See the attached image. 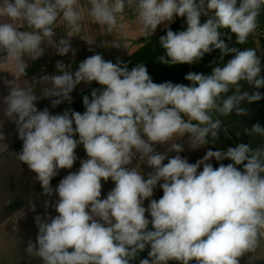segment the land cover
<instances>
[{
	"label": "clouds",
	"instance_id": "9594fccd",
	"mask_svg": "<svg viewBox=\"0 0 264 264\" xmlns=\"http://www.w3.org/2000/svg\"><path fill=\"white\" fill-rule=\"evenodd\" d=\"M262 10L264 0H0V62L15 69L14 79L0 77L8 89L0 115L15 124L23 142L17 159L35 174L42 195L58 197L44 204L57 215L35 217L38 234L35 243L28 241L29 255L42 264H240L257 251L264 239V147L209 148L195 163L180 153L185 145L215 146L221 131L229 134L221 117L245 116V103L264 98L258 91L264 88L261 56L222 38L230 41L224 31L230 30L237 44H245ZM128 16L148 40L158 26L185 18V30L169 28L160 37L164 54L158 63L191 65L214 50L220 62L209 74L189 72L188 85L157 84L143 63L129 70L97 53L75 68L58 61L55 74L33 76L22 86L30 61L50 49L75 57L71 40L77 36L92 51L97 40L86 35L87 27L112 34ZM99 46L126 48L121 40ZM92 82L102 87L83 96V113L36 107L42 99H51L53 108L71 102L78 85ZM242 82L257 91H242ZM241 133L264 137V127L256 123L236 135ZM81 145L87 158L53 189L51 180L60 169L73 168ZM213 159L232 163L214 168ZM135 162L150 171L138 170ZM109 179L115 186L102 198L101 181ZM157 186L163 191L158 200L152 198ZM29 207L35 211L31 201ZM145 250L147 257L139 259Z\"/></svg>",
	"mask_w": 264,
	"mask_h": 264
},
{
	"label": "crops",
	"instance_id": "0c3cea01",
	"mask_svg": "<svg viewBox=\"0 0 264 264\" xmlns=\"http://www.w3.org/2000/svg\"><path fill=\"white\" fill-rule=\"evenodd\" d=\"M120 20L123 24V29L112 34L104 32L102 28L94 24L85 29L86 35L91 36L97 40L96 45L92 46V51L89 50V45L77 36L73 37L71 40L73 48L77 49L75 57H73L71 52L65 56H59L54 54V52L50 49L42 58L34 62L30 61L29 67L26 69L27 76L21 82L22 86H28L29 80L33 76L39 77L43 74H55L56 63L58 61L64 62L65 64H72V67L75 68L76 65L82 62L84 59L97 53L101 54L105 60L112 61L113 63H116L117 59L124 61L129 55L145 45L152 37L158 35L161 31L169 26L168 25L167 27H165V25L163 24L158 26L155 34L152 35L148 40V38H146L140 31L139 26L134 22V19L131 16H128L127 18H120ZM111 40L123 41V43L126 45V48L121 47L119 49H116L104 48L103 46H99L102 41ZM14 72L15 69L10 63L0 62V77L7 76L9 80H12L14 79V77L10 73ZM97 84L98 83L96 82H92L91 85H86L84 83L78 85L70 94L71 102L64 101L63 103L53 108L51 105V99H42L37 102L36 107L41 111L45 108H48L51 114H63V112L66 109L71 108L84 93H89ZM7 94L8 89L4 86L2 80H0V98L6 96ZM0 130H2L5 135V139L3 141H0V176L2 178H6L12 174L10 172H15V175L13 176L16 177L14 187L9 188L7 183L6 187L0 191V194L10 193L12 195H15L14 199H16L17 201L19 199L14 214L19 215L17 219L19 223L29 224L30 215H28L27 213L30 210L29 201L35 204V206L42 208V206L44 207L47 197L42 195L43 189L40 183L36 181L35 174L28 169L26 164H23L17 159L16 154L22 150L23 142L18 138L15 124L9 120H5L2 115H0ZM75 151L78 159L75 161L73 168L59 170V173L55 177V180L51 182L53 189H55L60 180L63 179L67 174H69V172L78 171L80 167V159L87 158L86 152L83 149L82 145L78 146ZM214 160L215 159L210 162L213 164ZM135 163L138 170L142 168L145 172H147V167L142 165L143 162ZM160 191L161 189L158 186L154 190V195H156ZM35 192L38 193L36 196H34ZM1 199L2 197L0 195V209H2L7 203H3ZM10 199L11 198H9V200ZM153 199H156V197H153ZM148 203V201H145L144 206L147 207ZM43 209L46 208L44 207ZM21 210H23L24 212V215L22 216L20 212ZM5 237L6 236L0 237V241H3Z\"/></svg>",
	"mask_w": 264,
	"mask_h": 264
},
{
	"label": "rangeland",
	"instance_id": "374dc122",
	"mask_svg": "<svg viewBox=\"0 0 264 264\" xmlns=\"http://www.w3.org/2000/svg\"><path fill=\"white\" fill-rule=\"evenodd\" d=\"M226 31L230 32V30H226ZM259 35H264V27L263 29H256V31L248 37V40L245 44L242 45L237 44L235 34H232L230 41L225 39V42L228 43L230 47H237L240 48L241 50L246 48L255 49L258 53V56H261V63H262L261 75L264 76V55L262 53L261 46L259 44ZM231 58H232V54L225 56L224 62L226 63ZM213 62L217 64L220 62L219 50H214L210 54H205V56L198 63H194L191 65L177 64V65L169 66L157 62L152 64L151 66H148L147 70L148 73H154L156 75L166 77L170 81H173L175 83L188 85L190 84V82L185 80L184 77L189 72L209 74L212 70V67L214 66ZM128 68L129 70L132 69L130 67ZM242 84H243L242 91L247 90L249 91V93L257 91V89H255L254 87H249L247 84L243 82ZM100 87L102 86L97 84L94 88H100ZM258 91L264 93V88H261ZM90 94L91 91L89 93H84L70 109L83 113L85 111V107L83 105V96L89 95L90 97ZM243 106L247 107V105L245 106V104ZM260 111L261 110H254L248 113V117L247 116L240 117L237 116L235 113H233L232 115L225 117V119L228 122H230V125L232 126V129L235 131V133L237 131L242 132L243 127H247L251 129L252 125L256 124V121H259L258 123L261 125V127H264V123H262L260 120ZM249 115L251 116L250 117L251 119H249ZM238 138L241 141L240 143L250 144L253 149H255L256 147H264V140L260 136L256 135L255 137V134L244 135L243 133H241V135ZM179 139L181 138L173 137L174 141ZM228 147H233V146L230 144V141L228 139H225L223 137L221 132L219 134V140L216 142L215 146L209 144L199 149L192 150L188 148L187 145H185V150L182 153H180V155L182 157L187 158L190 163H195L198 159H201L205 155L206 151L209 148H211L212 150H217V148H220L226 151ZM171 155H174V153ZM165 163H167V161H165ZM220 163L227 165L228 163H232V161L224 160L221 162H217L214 160L213 167L214 168L219 167ZM237 167L242 169V166H237ZM147 171H150V169L147 168ZM198 171H202V168L199 169ZM10 173L12 174L6 178H2L0 176V191L6 187L7 183L9 188L14 187L16 177L13 175H15V172H10ZM55 177L51 180V182L55 180ZM101 183H102L101 196L102 198H106L108 191H110L115 185L110 179L107 183H105L103 180L101 181ZM37 194L38 193L35 192L34 196H36ZM0 195L2 197L1 201L3 203L7 202L6 205L2 209H0V237L6 236L3 241H0V264H42V261L38 257H35L34 255H29L25 251V249L28 245L29 240H31L33 243L36 242L38 227L35 223V217L37 215L43 217L46 213L54 217L55 215H57L54 208L48 207L46 210L43 209L44 208L43 206L42 208L35 206V211L29 210V212H27L28 215H30L29 224H21L17 220L19 215L14 214L19 199L17 201L16 199H14L15 195H12L10 193L8 194L3 193ZM162 195H163V191L161 189V191L156 195H153V197H156V199H160ZM9 198L11 199L9 200ZM57 198H58L57 196L53 195L51 197H47V200L54 203ZM149 228H151V225H149ZM72 250L73 249H69L70 252ZM146 257H147V250H145L140 254L139 259H143ZM136 264H138V260ZM169 264H177V262L170 261ZM240 264H264V239L260 241V246L257 248V251L255 253L248 254L245 257L241 258Z\"/></svg>",
	"mask_w": 264,
	"mask_h": 264
},
{
	"label": "trees",
	"instance_id": "16d2710c",
	"mask_svg": "<svg viewBox=\"0 0 264 264\" xmlns=\"http://www.w3.org/2000/svg\"><path fill=\"white\" fill-rule=\"evenodd\" d=\"M258 28L257 29H263L264 27V10L261 11L260 16L258 17ZM187 27L185 23V18L177 17L175 18V21L170 24L167 28H165L163 31H161L158 35L152 37L145 45H143L141 48H139L137 51L129 55L123 62L128 65V67L133 68L136 66L137 63H143L146 67L151 66L154 63H157V57L164 54V50L161 48L159 40L160 37L163 35H166L167 30L170 28L174 32L185 30ZM227 35L232 34L229 31L224 30ZM225 38L226 37H222ZM259 44L261 46L262 53L264 55V35H259ZM257 52V51H256ZM258 55V53H257ZM151 78L153 79V82L159 84L166 81H170L168 78L156 75L154 73H149ZM173 82V81H171ZM175 83V82H173ZM251 94V93H250ZM264 95V93H261ZM247 103H245V106ZM249 108V113L254 110H261L260 111V120L262 123H264V98H262L260 101L254 102L251 105H247ZM248 117V114L245 115V117ZM251 116L249 115V119ZM224 125H226L229 128V134L226 136L224 135L223 131L222 135L225 139H228L230 141V144L235 147L237 146L241 141L236 135L235 131L232 129V126L230 125V122H228L225 117H221ZM255 122V121H254ZM259 121H256L258 123ZM256 137V135H255ZM264 140V137H261ZM261 144V143H260Z\"/></svg>",
	"mask_w": 264,
	"mask_h": 264
}]
</instances>
